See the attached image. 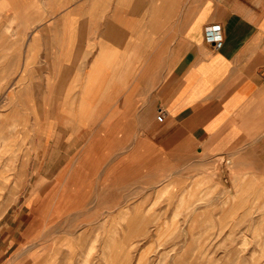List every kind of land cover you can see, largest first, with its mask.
Returning a JSON list of instances; mask_svg holds the SVG:
<instances>
[{"label": "crops", "instance_id": "crops-1", "mask_svg": "<svg viewBox=\"0 0 264 264\" xmlns=\"http://www.w3.org/2000/svg\"><path fill=\"white\" fill-rule=\"evenodd\" d=\"M0 55L48 97L37 109L61 111L22 168L51 181L36 197L25 187L20 210L0 219V264H21L18 254L42 264L50 252L23 248L34 200L37 214L59 216L110 180L154 189L174 171L188 182L189 169H219L218 157L264 175V0H0Z\"/></svg>", "mask_w": 264, "mask_h": 264}, {"label": "rangeland", "instance_id": "rangeland-1", "mask_svg": "<svg viewBox=\"0 0 264 264\" xmlns=\"http://www.w3.org/2000/svg\"><path fill=\"white\" fill-rule=\"evenodd\" d=\"M20 69V62L0 60V219L10 220L25 187L36 197V187L51 181L22 168L40 142V129L61 112L37 109L45 106L38 98L48 97L29 92L35 86L22 87ZM215 161L220 168L204 169L199 178L189 169L188 182L168 172L154 189L122 190L110 180L59 216L37 214L34 200L23 248H48L42 264H264V175L235 174L224 169V157ZM44 194L51 199L56 190ZM17 256L21 264H41Z\"/></svg>", "mask_w": 264, "mask_h": 264}, {"label": "built area", "instance_id": "built-area-1", "mask_svg": "<svg viewBox=\"0 0 264 264\" xmlns=\"http://www.w3.org/2000/svg\"><path fill=\"white\" fill-rule=\"evenodd\" d=\"M205 35L208 41L212 42L216 49L221 48L224 43V34L222 24L218 22H212L206 25ZM165 111L160 110L157 114L159 120H163Z\"/></svg>", "mask_w": 264, "mask_h": 264}, {"label": "bare ground", "instance_id": "bare-ground-1", "mask_svg": "<svg viewBox=\"0 0 264 264\" xmlns=\"http://www.w3.org/2000/svg\"><path fill=\"white\" fill-rule=\"evenodd\" d=\"M42 238V237H41ZM92 242V241H91Z\"/></svg>", "mask_w": 264, "mask_h": 264}]
</instances>
